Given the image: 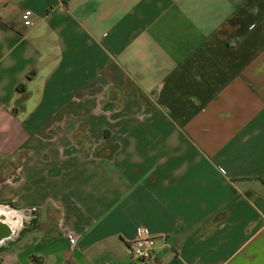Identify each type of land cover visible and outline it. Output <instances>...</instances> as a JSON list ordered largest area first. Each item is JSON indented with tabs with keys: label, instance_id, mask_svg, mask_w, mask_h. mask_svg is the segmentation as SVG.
<instances>
[{
	"label": "crops",
	"instance_id": "0c3cea01",
	"mask_svg": "<svg viewBox=\"0 0 264 264\" xmlns=\"http://www.w3.org/2000/svg\"><path fill=\"white\" fill-rule=\"evenodd\" d=\"M72 102L101 139L39 130ZM0 202L33 215L0 264H141L139 225L161 264H264V0H0Z\"/></svg>",
	"mask_w": 264,
	"mask_h": 264
},
{
	"label": "built area",
	"instance_id": "2783aa9c",
	"mask_svg": "<svg viewBox=\"0 0 264 264\" xmlns=\"http://www.w3.org/2000/svg\"><path fill=\"white\" fill-rule=\"evenodd\" d=\"M22 20L26 25H33L35 23L31 8L23 10ZM7 212H10L11 217H16L15 227H21L25 217L28 214L32 215V213H26L25 210L14 207L8 202H0V216L6 219L8 216ZM18 218H20L19 225H17ZM156 237L148 226L139 225L136 236L129 242V250L132 257L141 264H161L156 252ZM71 240L74 242L75 237L71 236Z\"/></svg>",
	"mask_w": 264,
	"mask_h": 264
},
{
	"label": "rangeland",
	"instance_id": "374dc122",
	"mask_svg": "<svg viewBox=\"0 0 264 264\" xmlns=\"http://www.w3.org/2000/svg\"><path fill=\"white\" fill-rule=\"evenodd\" d=\"M33 101H30L29 104L32 105ZM78 104H75V103H71L69 107L66 108V113H65V116L63 117V119H59L58 116H60L61 114L64 113L63 110L59 109L57 110V118H55L53 121L49 118L45 121H43L41 124V126L39 127V130L40 131H45L46 126L48 124H52V128L54 130V132H57V133H64V132H67V131H70L75 128V131L78 129L79 125L81 124V128H82V131L81 133H78V134H75V137L76 138H85V137H90V139L93 141L96 140V137H99V129H100V126L102 124V121L101 118L96 115L95 113V110H87L86 107H83L81 108L80 106H83V105H80L79 108L77 107ZM82 110V111H81ZM56 111V110H55ZM76 113L78 114L76 117H74L76 115ZM23 115V114H22ZM65 118H67V120H64ZM52 121V122H51ZM66 123V125H65ZM50 124V125H51ZM79 124V125H77ZM86 129V132H84L83 130ZM88 130L90 131V133H87ZM111 131L109 129L106 130V133H110ZM44 133V132H43ZM86 133V135H85ZM101 135L99 137V139H101ZM114 146H110V148H113ZM115 147H116V144H115ZM32 216L33 215H30L28 214L27 217H25V219L22 221V226H21V229L23 228V226H26L27 224L31 223L33 221L32 219Z\"/></svg>",
	"mask_w": 264,
	"mask_h": 264
},
{
	"label": "water",
	"instance_id": "95a60500",
	"mask_svg": "<svg viewBox=\"0 0 264 264\" xmlns=\"http://www.w3.org/2000/svg\"><path fill=\"white\" fill-rule=\"evenodd\" d=\"M13 232L10 224L6 220L0 219V239L4 236H10Z\"/></svg>",
	"mask_w": 264,
	"mask_h": 264
},
{
	"label": "trees",
	"instance_id": "16d2710c",
	"mask_svg": "<svg viewBox=\"0 0 264 264\" xmlns=\"http://www.w3.org/2000/svg\"><path fill=\"white\" fill-rule=\"evenodd\" d=\"M21 86H25V82H21V84L19 85V88ZM29 264H43V257L37 253H32L30 254L29 257Z\"/></svg>",
	"mask_w": 264,
	"mask_h": 264
},
{
	"label": "bare ground",
	"instance_id": "6f19581e",
	"mask_svg": "<svg viewBox=\"0 0 264 264\" xmlns=\"http://www.w3.org/2000/svg\"><path fill=\"white\" fill-rule=\"evenodd\" d=\"M7 214H8V216H7L6 220L8 222H10L9 223L10 225H13L14 226L16 224V217H11L10 212H7Z\"/></svg>",
	"mask_w": 264,
	"mask_h": 264
}]
</instances>
